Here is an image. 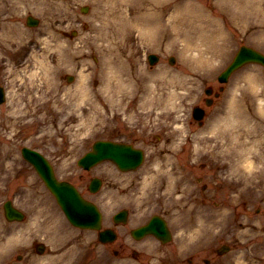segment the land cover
Segmentation results:
<instances>
[{"label": "rangeland", "instance_id": "1", "mask_svg": "<svg viewBox=\"0 0 264 264\" xmlns=\"http://www.w3.org/2000/svg\"><path fill=\"white\" fill-rule=\"evenodd\" d=\"M13 1L16 0H0V85L6 96L0 103V264L9 261L20 264L15 260L19 253L23 255L20 262L26 261L27 251L33 253V241L46 246L45 264H51L49 258L54 255V264H118L119 261L114 260L112 252L106 253L103 246L97 245L94 231L71 226L33 167L21 157L20 148L24 145L47 155L60 178L72 181L86 197L95 200L103 210L105 225L110 223L109 217L117 208L128 206L131 222L145 220L150 212H169L177 228L185 231L187 211L180 212L183 208L166 211V207L174 197L169 191L173 181L180 184L186 178V174L178 177L179 170L173 164L188 154L191 146L197 147L201 136V129L190 117V108L204 96V86L217 89L216 75L240 44L264 52V0L144 2L139 13L146 14V17L141 15L145 19L154 15L161 4L170 5L168 17L177 31L175 34L171 30V35L165 37L167 41L157 32L152 36L154 47L139 31L129 35L122 27H110L125 17V11L103 16L102 9L108 12L111 6L109 0H44L43 3L24 0L19 5ZM84 5L89 7L86 13L80 10ZM188 5L189 9L185 10ZM181 6L179 12L177 7ZM27 14L39 17V25L26 26ZM188 16L190 20L206 23L209 30L202 27L198 31L193 23L189 33L185 30L183 33V19ZM215 35L221 36L216 40ZM172 40L173 46L169 43ZM183 44L189 52L185 53ZM149 50L159 56L153 66L145 62ZM170 55L175 56L173 64L168 63ZM36 57L42 65L37 66ZM114 71L128 79L123 104L116 110L108 99L112 97L115 102L121 99V93L117 92L120 89L114 85ZM129 71L140 73L143 81H132ZM248 73L254 74L258 85L247 83L243 76L242 87L252 100L251 104L241 101V109L243 118L250 121L245 123L246 128L254 130L255 136L245 135L239 143L233 139L232 144L243 150L244 142L251 153L264 150V116L260 109L264 107V75L260 65L247 64L233 73L228 89L220 99L214 100L213 108L209 107L207 122L219 114L221 121L215 124V135L217 131L220 135L226 131L232 134L226 129L229 126L225 121L229 119L226 117L230 99L239 97L232 82ZM68 74L74 76L71 82L66 80ZM245 107L253 109L261 119L258 116L248 119ZM188 130L195 133L191 137L193 141L185 140ZM99 138H118L144 146L145 163L133 173H123L108 161L88 171L81 169L76 160ZM183 142L184 152H179ZM154 163L156 169L152 167ZM209 164L213 165V160L212 163L208 160L206 167ZM94 175L103 178V185L91 194L87 184ZM257 180H252L253 195L262 181ZM159 186L167 189L161 192V188L157 190ZM8 198L25 210L24 221H5L2 203ZM211 198L217 200L216 196ZM258 204L254 203L245 215L236 210V217L238 213L244 215L238 221L232 220L228 206L222 207L218 215L209 207H213L212 202L207 206L210 213L204 218H217L220 225H207L206 230L213 231L206 235L220 228L221 237L192 242L195 247L204 245L197 256L199 264H203L204 257L210 259V264H264V203L259 204L261 209L257 212ZM187 239L191 240V236ZM90 240L92 243L87 245ZM219 241L233 243V248L213 259L210 250ZM126 264L150 262L142 255L136 262ZM152 264L173 263L169 258L159 257Z\"/></svg>", "mask_w": 264, "mask_h": 264}, {"label": "water", "instance_id": "2", "mask_svg": "<svg viewBox=\"0 0 264 264\" xmlns=\"http://www.w3.org/2000/svg\"><path fill=\"white\" fill-rule=\"evenodd\" d=\"M37 22L38 20L36 18L32 16L27 17L28 25H35ZM250 61L264 64V55L251 47L241 46L233 61L221 72L219 80L225 81L232 70ZM2 100L3 96L0 90V102ZM201 115V110H195V117L200 118ZM22 154L35 166L46 185L56 196L58 203L61 205L68 219L73 224L81 227L100 228V213L93 203L85 200L69 182L58 181L53 173L51 165L40 153L23 147ZM105 158L113 160L121 168H132L141 160V153L139 150L128 145L115 144L109 141H97L93 145V150L86 153L78 162L85 168H89L97 161ZM96 180L97 179L93 180V189L98 187V181L96 182ZM4 208L5 215L8 219H21L23 216V214L12 207L9 202L5 204ZM119 216L124 218L125 212H121ZM159 225L160 231L156 230L157 235L167 234L164 223L160 222ZM148 230L154 231L152 226H149ZM111 235L112 233L107 230L100 231V238L102 240H105L107 236Z\"/></svg>", "mask_w": 264, "mask_h": 264}, {"label": "bare ground", "instance_id": "3", "mask_svg": "<svg viewBox=\"0 0 264 264\" xmlns=\"http://www.w3.org/2000/svg\"><path fill=\"white\" fill-rule=\"evenodd\" d=\"M103 1L104 0H102V2ZM109 1H110V3L112 1V3H111V6H109V8H108L109 11L107 13L101 8L102 12L104 14L103 16H105V17L114 14L115 11L126 9L125 7L129 3L128 1H130V0H125V1H123V0H109ZM23 2H24V0L13 1V3L17 4V5L23 4ZM31 2H38V0H30L29 3H31ZM39 2L43 3L44 0H39ZM117 4H118V7H117ZM189 6L190 5L186 6L185 10L189 9ZM20 7H22V6H20ZM100 7H101V4H100ZM181 8L182 7L178 8V10L181 9ZM113 9H115V10H113ZM136 9H138V7H136ZM179 12H180V10H179ZM188 12H189V10H188ZM135 16L136 15L133 14V16H132L133 18L132 19L134 21L136 20V22L138 23L137 29L139 30V33L143 36V38L146 39V38L152 37L153 34H155V31L157 30V26L154 27V23L155 22L153 23V21H154L153 18L152 17H149V18H146V19L145 18H140V19L137 20V18L135 19ZM156 17H157V14H156ZM127 21H130L129 16L120 17L119 18V22L115 23V25H110V27H122V28H124V29H126L128 31L130 29L129 28V23L130 22H127ZM191 22L195 24L194 28L196 30L198 29V31L202 27L207 28V24L206 23L204 24L203 22L199 21L198 19H191ZM132 27H133V29H136L133 25H132ZM207 30H209V29L207 28ZM119 34H121V33H118V35ZM220 36L221 35H215L214 37L217 40ZM211 41L213 42V39ZM35 61H37V62H35L37 64V66L38 65H42V62L41 61L39 62V58L38 57H36ZM118 73H119L118 71L117 72L114 71V73H113V78L115 79L114 85L116 86V88L120 89L119 91H117L118 93L124 94L123 92L125 91V87L127 85L126 81L128 79L126 77L123 78ZM32 74L36 75V73L34 71L32 72ZM245 81L247 83H249V84H252L253 86L258 85L257 84V80H256V78H255L253 73L246 74L245 75ZM124 82H125V84H124ZM236 82H235V85H236ZM68 93H71V91H69ZM110 100H111V102L113 104L114 100L111 97H110ZM241 103H242L241 100L239 98H237V97H232L230 99L229 109H228V116L226 117V118H229V119L225 120L227 122V126H229V128H226V129L227 130L230 129V131L232 132L233 136L236 134V136H234L233 139H235L237 143H239L240 140L243 137H245V135L246 136H249V135L255 136V131L247 129L246 126H245V123H247V122L249 123L250 121H248L246 118L245 119L243 118V112H242L243 109H241ZM253 124L254 123H252V125ZM243 147H245V152L248 155V152L250 151V148H246V144L244 142H243ZM256 147L258 148V146H256ZM256 147H255V149H257ZM246 164L249 165V166H252V163L249 161L248 158L246 159Z\"/></svg>", "mask_w": 264, "mask_h": 264}, {"label": "flooded vegetation", "instance_id": "4", "mask_svg": "<svg viewBox=\"0 0 264 264\" xmlns=\"http://www.w3.org/2000/svg\"><path fill=\"white\" fill-rule=\"evenodd\" d=\"M202 166V165H201ZM204 167V166H203ZM203 167H199L198 166V168H203ZM221 168H220V165H219V163H217V165H216V168H215V174H216V176H218L219 178H220V172H221ZM217 184H218V186H222V183H221V181H217ZM203 189H205L204 187H202ZM236 194V190L235 189H232V191H231V195L233 196V195H235ZM246 199V204H249V202H248V199H247V197L245 198ZM192 200H196L197 202H198V204H200V205H203L204 204V201H205V199H204V197L202 196L201 198L199 197V195L198 196H194L193 198H192ZM232 200H234V198H232ZM225 201L226 202H228L227 201V199H225ZM244 201V199H242L241 201H240V203H242ZM229 203V202H228ZM229 204H231V203H229ZM246 204H243V206L246 208L247 207V205ZM235 206H237V204H234ZM136 241L132 238V236H131V234H130V230H125L123 233H121V235L119 236V250H121V251H123V252H130V253H134L133 251V249H130V244L129 243H135ZM161 245V244H160ZM175 249H176V247L174 248V249H172V250H167V251H164V250H161V251H159V252H161L163 255H167V256H170V257H173V255H174V251H175ZM120 251V252H121ZM189 260V263L190 264H194L193 263V259H188ZM25 263H27V262H25ZM195 264H198L197 262L195 263Z\"/></svg>", "mask_w": 264, "mask_h": 264}]
</instances>
